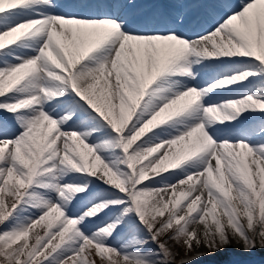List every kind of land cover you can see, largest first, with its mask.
Listing matches in <instances>:
<instances>
[{
  "label": "snow or ice",
  "instance_id": "obj_1",
  "mask_svg": "<svg viewBox=\"0 0 264 264\" xmlns=\"http://www.w3.org/2000/svg\"><path fill=\"white\" fill-rule=\"evenodd\" d=\"M233 239L264 248V0H0V264Z\"/></svg>",
  "mask_w": 264,
  "mask_h": 264
},
{
  "label": "rangeland",
  "instance_id": "obj_2",
  "mask_svg": "<svg viewBox=\"0 0 264 264\" xmlns=\"http://www.w3.org/2000/svg\"><path fill=\"white\" fill-rule=\"evenodd\" d=\"M232 247H235L237 249H241L238 248L236 245V240L233 239V242L231 245L227 246V247H223L221 250L214 252L216 254V256L223 262H230L233 259H241L243 261H245L248 257H250L251 255L255 254L256 252H254V250H259L258 247L257 248H253L251 251H245L247 254H243V252H233L232 251ZM173 250L178 253L177 255V261H179L181 258H183V256L185 255V250L183 248L182 245H177V244H173L172 245ZM260 254H263L262 252L258 251ZM97 264H99V261H97ZM245 264H252L250 262H247ZM254 264H264L262 263V261H256Z\"/></svg>",
  "mask_w": 264,
  "mask_h": 264
},
{
  "label": "water",
  "instance_id": "obj_3",
  "mask_svg": "<svg viewBox=\"0 0 264 264\" xmlns=\"http://www.w3.org/2000/svg\"><path fill=\"white\" fill-rule=\"evenodd\" d=\"M257 259L261 260L264 262V256L263 255H260L257 253L256 255ZM205 264L207 262V264H230L228 262H223L221 261L216 255H215V258H211L209 257V259H196V260H193L192 261V264Z\"/></svg>",
  "mask_w": 264,
  "mask_h": 264
},
{
  "label": "bare ground",
  "instance_id": "obj_4",
  "mask_svg": "<svg viewBox=\"0 0 264 264\" xmlns=\"http://www.w3.org/2000/svg\"><path fill=\"white\" fill-rule=\"evenodd\" d=\"M231 248H232V251L233 252H238V251H240V252H243V254H247L243 249H237V248H235V247H232L231 246ZM201 250H206V249H201ZM215 253H212V254H210V255H206V256H201L199 259H209V257H213V258H215ZM250 257H252V256H250Z\"/></svg>",
  "mask_w": 264,
  "mask_h": 264
},
{
  "label": "trees",
  "instance_id": "obj_5",
  "mask_svg": "<svg viewBox=\"0 0 264 264\" xmlns=\"http://www.w3.org/2000/svg\"><path fill=\"white\" fill-rule=\"evenodd\" d=\"M258 248H259V247H258ZM259 250H260L261 252L264 253V248H259Z\"/></svg>",
  "mask_w": 264,
  "mask_h": 264
},
{
  "label": "clouds",
  "instance_id": "obj_6",
  "mask_svg": "<svg viewBox=\"0 0 264 264\" xmlns=\"http://www.w3.org/2000/svg\"><path fill=\"white\" fill-rule=\"evenodd\" d=\"M236 244H237V246H239V241H236ZM223 245H221V247H222Z\"/></svg>",
  "mask_w": 264,
  "mask_h": 264
}]
</instances>
